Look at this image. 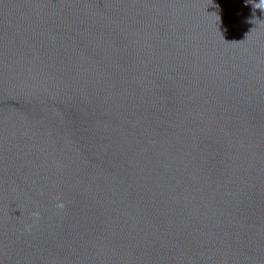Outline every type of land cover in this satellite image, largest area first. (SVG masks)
Returning <instances> with one entry per match:
<instances>
[{
	"label": "water",
	"instance_id": "1",
	"mask_svg": "<svg viewBox=\"0 0 264 264\" xmlns=\"http://www.w3.org/2000/svg\"><path fill=\"white\" fill-rule=\"evenodd\" d=\"M0 264H264V0H0Z\"/></svg>",
	"mask_w": 264,
	"mask_h": 264
},
{
	"label": "clouds",
	"instance_id": "2",
	"mask_svg": "<svg viewBox=\"0 0 264 264\" xmlns=\"http://www.w3.org/2000/svg\"><path fill=\"white\" fill-rule=\"evenodd\" d=\"M62 206V205H61Z\"/></svg>",
	"mask_w": 264,
	"mask_h": 264
}]
</instances>
